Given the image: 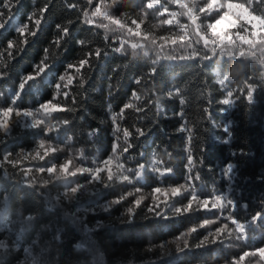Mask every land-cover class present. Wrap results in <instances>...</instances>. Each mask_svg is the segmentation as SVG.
I'll list each match as a JSON object with an SVG mask.
<instances>
[{
  "label": "trees",
  "instance_id": "obj_1",
  "mask_svg": "<svg viewBox=\"0 0 264 264\" xmlns=\"http://www.w3.org/2000/svg\"><path fill=\"white\" fill-rule=\"evenodd\" d=\"M208 3L0 0V264H264V0Z\"/></svg>",
  "mask_w": 264,
  "mask_h": 264
},
{
  "label": "snow or ice",
  "instance_id": "obj_2",
  "mask_svg": "<svg viewBox=\"0 0 264 264\" xmlns=\"http://www.w3.org/2000/svg\"><path fill=\"white\" fill-rule=\"evenodd\" d=\"M4 6H7V0H5V5ZM46 10V6H45V8H43L42 9V13L44 12ZM0 15H2V13H0ZM42 19H43V15H41V17L39 18V19H35V20H33V14H30L29 15V17H28V20L26 21V25H29V22H31V23H34L37 27H36V29H35V31L33 32V36L36 34V32H37V30L39 29V26L41 25V21H42ZM58 28H60V26L58 25L57 26ZM64 34H66V29H63V31H62ZM26 35V34H25ZM61 39H62V37L61 38H58L56 41H55V43L57 44V45H59L60 44V42H61ZM9 46H10V42H9ZM32 77H29V79H31ZM61 79L63 78L62 76L60 77ZM19 87L21 88V89H23V87H24V85L23 84H21V85H19ZM16 99H19V97H17ZM249 99V101L252 99V97H249L248 98ZM16 101L15 100H13V103H15ZM12 110L11 109H7V110H4L3 111V113H2V115L4 116V117H7L9 120L11 119V117H10V115H9V113L11 112ZM7 129H8V123L7 122H5L2 126H0V132H6L7 131ZM225 131H227V129H225ZM229 167V170L231 169V165H229L228 166ZM260 215L261 214H257L256 216H253L252 217V219L254 220V221H258L259 220V218H260ZM187 248V247H186ZM180 250H184V249H179V247H178V251H180ZM233 264H236V261L234 260L233 261Z\"/></svg>",
  "mask_w": 264,
  "mask_h": 264
},
{
  "label": "clouds",
  "instance_id": "obj_3",
  "mask_svg": "<svg viewBox=\"0 0 264 264\" xmlns=\"http://www.w3.org/2000/svg\"><path fill=\"white\" fill-rule=\"evenodd\" d=\"M215 2H216V0H209V3L206 5V8H211L212 5ZM216 10L218 11L219 9L217 8ZM201 11H204V9H201ZM210 14H211V12H209V15ZM229 20H230V18L227 17V16H222V17L218 18L214 23H211V24L208 25L209 32L213 36H219L221 41H223L225 39L231 40L230 36L229 37H224L223 35H221V33L223 32L224 28L227 26V22ZM262 23H264V22H262ZM232 26L235 27V22H232ZM205 43H207V41H205ZM145 55H147V53H145ZM138 82L139 81H137V83Z\"/></svg>",
  "mask_w": 264,
  "mask_h": 264
}]
</instances>
